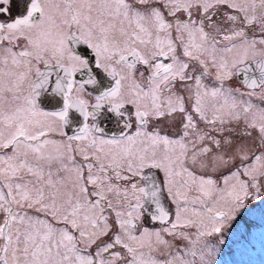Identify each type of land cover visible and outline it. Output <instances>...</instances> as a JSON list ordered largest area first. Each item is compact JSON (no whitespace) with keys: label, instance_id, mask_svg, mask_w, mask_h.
Returning a JSON list of instances; mask_svg holds the SVG:
<instances>
[{"label":"snow or ice","instance_id":"snow-or-ice-1","mask_svg":"<svg viewBox=\"0 0 264 264\" xmlns=\"http://www.w3.org/2000/svg\"><path fill=\"white\" fill-rule=\"evenodd\" d=\"M264 205V0H0V264H214Z\"/></svg>","mask_w":264,"mask_h":264},{"label":"rangeland","instance_id":"rangeland-1","mask_svg":"<svg viewBox=\"0 0 264 264\" xmlns=\"http://www.w3.org/2000/svg\"><path fill=\"white\" fill-rule=\"evenodd\" d=\"M218 240L209 238L215 247L214 264H257L247 258L264 257V205L252 208L235 228L227 231L223 244Z\"/></svg>","mask_w":264,"mask_h":264}]
</instances>
